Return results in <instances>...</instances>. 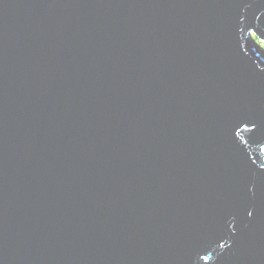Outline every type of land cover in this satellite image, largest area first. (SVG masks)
Wrapping results in <instances>:
<instances>
[{
    "label": "water",
    "instance_id": "1",
    "mask_svg": "<svg viewBox=\"0 0 264 264\" xmlns=\"http://www.w3.org/2000/svg\"><path fill=\"white\" fill-rule=\"evenodd\" d=\"M264 0H0V264H264Z\"/></svg>",
    "mask_w": 264,
    "mask_h": 264
},
{
    "label": "trees",
    "instance_id": "2",
    "mask_svg": "<svg viewBox=\"0 0 264 264\" xmlns=\"http://www.w3.org/2000/svg\"><path fill=\"white\" fill-rule=\"evenodd\" d=\"M254 37H255V39H256V41H257V43L259 44V46H260V48H261V50L264 52V46H262V45H264V43L263 42H261L255 35H254Z\"/></svg>",
    "mask_w": 264,
    "mask_h": 264
},
{
    "label": "rangeland",
    "instance_id": "3",
    "mask_svg": "<svg viewBox=\"0 0 264 264\" xmlns=\"http://www.w3.org/2000/svg\"><path fill=\"white\" fill-rule=\"evenodd\" d=\"M262 46H264V45H262Z\"/></svg>",
    "mask_w": 264,
    "mask_h": 264
}]
</instances>
